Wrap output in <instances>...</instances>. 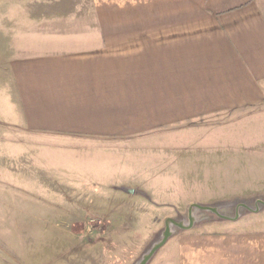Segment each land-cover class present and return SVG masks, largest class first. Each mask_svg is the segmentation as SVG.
<instances>
[{"label": "crops", "instance_id": "obj_1", "mask_svg": "<svg viewBox=\"0 0 264 264\" xmlns=\"http://www.w3.org/2000/svg\"><path fill=\"white\" fill-rule=\"evenodd\" d=\"M8 1L17 5L5 18L13 28L0 30V113L24 140L104 148L264 113V0H105L87 21L76 9L33 20L30 0ZM33 21L63 27L33 30ZM158 250L148 263L264 264V211Z\"/></svg>", "mask_w": 264, "mask_h": 264}, {"label": "rangeland", "instance_id": "obj_2", "mask_svg": "<svg viewBox=\"0 0 264 264\" xmlns=\"http://www.w3.org/2000/svg\"><path fill=\"white\" fill-rule=\"evenodd\" d=\"M103 1L30 0L29 10L35 20L76 9L87 21ZM15 4L0 0V30L13 28L5 18ZM45 22L33 21V30L63 27ZM7 40L0 37V59ZM3 79L0 71V101ZM14 127L1 112L0 264H138L168 220L185 227L170 225L173 239L264 211V113L193 120L104 148L24 140ZM193 205L218 216L192 208L188 228Z\"/></svg>", "mask_w": 264, "mask_h": 264}, {"label": "water", "instance_id": "obj_3", "mask_svg": "<svg viewBox=\"0 0 264 264\" xmlns=\"http://www.w3.org/2000/svg\"><path fill=\"white\" fill-rule=\"evenodd\" d=\"M192 208H195V209H198V210H201V211H209V212H212V213H217L216 209L215 208H211V207H201L199 205H193L191 208H189V216L191 215V209ZM170 225H175L177 226L178 228L180 229H185V227L183 226V224L181 223H177L173 220H168L166 222V226H165V229H164V232L162 234V238L160 241H158L157 243H155L152 248H150L146 254L142 257V259L138 262V264H147L148 261L150 260V258L153 256V254L160 248L162 247L166 240L169 238L170 236ZM192 224L188 225V228L191 227ZM187 229V228H186Z\"/></svg>", "mask_w": 264, "mask_h": 264}, {"label": "bare ground", "instance_id": "obj_4", "mask_svg": "<svg viewBox=\"0 0 264 264\" xmlns=\"http://www.w3.org/2000/svg\"><path fill=\"white\" fill-rule=\"evenodd\" d=\"M214 214L218 216V213L215 212ZM192 221H193V218H192V215H190L189 218H188V225L192 224L193 223Z\"/></svg>", "mask_w": 264, "mask_h": 264}]
</instances>
